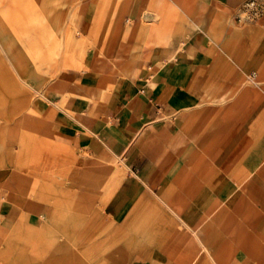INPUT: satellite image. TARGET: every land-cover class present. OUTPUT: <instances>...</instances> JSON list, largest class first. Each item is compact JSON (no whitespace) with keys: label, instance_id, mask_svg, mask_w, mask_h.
Wrapping results in <instances>:
<instances>
[{"label":"crops","instance_id":"1","mask_svg":"<svg viewBox=\"0 0 264 264\" xmlns=\"http://www.w3.org/2000/svg\"><path fill=\"white\" fill-rule=\"evenodd\" d=\"M165 1L132 14L165 24ZM184 1L185 44L149 48L158 28L132 41L126 21L123 58L103 66L116 4L93 42V0H0L9 264H264V9L239 21L249 0Z\"/></svg>","mask_w":264,"mask_h":264},{"label":"rangeland","instance_id":"2","mask_svg":"<svg viewBox=\"0 0 264 264\" xmlns=\"http://www.w3.org/2000/svg\"><path fill=\"white\" fill-rule=\"evenodd\" d=\"M122 1L125 0H116V3H114V0H93V5L96 6L95 14L93 17V42L95 41L96 35L99 33V27L103 21H105L107 14H105L106 10L110 9L113 4L115 5V9L112 16V23H110L109 28L106 30V40L103 42L102 45H96V48L98 49V54L96 57L99 61H102L103 66L106 62V60L119 57L118 61L123 58L122 52L124 50V44L120 41V36L122 33V30L124 28L126 21H131L134 24V30L132 32L131 40H137L140 37L141 32L139 31V26H143L148 23L150 28H158L157 31L151 30L150 33H147V39H146V45L149 48H153L154 40L158 42L161 46H169V42L174 38H183L181 39L180 44H185L186 39L189 38V35L193 31V16L190 11L189 4L186 3L184 0H177L175 3L176 10L178 13L176 15L168 16L166 19L167 22L165 24L159 25L163 20H161V15L153 14L154 9L153 8H145L142 10V13L138 16L135 14H132L133 8L137 6V3L139 0H128V2H124V5L127 6V10L125 14H118V9ZM163 4L170 6L169 1L163 0ZM171 5H174L173 3ZM174 7V6H173ZM182 11H188L189 14H184ZM118 21V22H117ZM164 22V21H163ZM195 29V28H194ZM159 35L158 37L155 36ZM110 38V39H109ZM185 39V40H184ZM113 40V45L111 47L110 53L107 55L106 50L109 48L110 41ZM183 47V46H182ZM181 47V48H182ZM108 57V58H107ZM103 66H101V69H103ZM135 67L134 64L127 65L125 64H119L117 68L114 69L115 72L118 74L124 76V74L127 73V71ZM114 77H112L113 79ZM114 81L117 79H113ZM3 186L7 189H11V186L9 184V181L7 180L5 183H3ZM8 249V243H6ZM49 256H52L51 254ZM36 257V256H35ZM0 258L2 259L4 264H9L11 262L14 263V256H10V254H4L1 255ZM20 258V257H19ZM23 263H26V260L24 258ZM38 260V258L36 259ZM34 258V261H36Z\"/></svg>","mask_w":264,"mask_h":264},{"label":"built area","instance_id":"3","mask_svg":"<svg viewBox=\"0 0 264 264\" xmlns=\"http://www.w3.org/2000/svg\"><path fill=\"white\" fill-rule=\"evenodd\" d=\"M264 9V0H249L242 13L239 14L238 20H253L259 17ZM255 78V73L251 74Z\"/></svg>","mask_w":264,"mask_h":264}]
</instances>
